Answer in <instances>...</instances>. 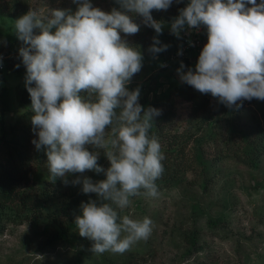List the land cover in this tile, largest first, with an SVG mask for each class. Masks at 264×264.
Wrapping results in <instances>:
<instances>
[{"label": "clouds", "instance_id": "clouds-1", "mask_svg": "<svg viewBox=\"0 0 264 264\" xmlns=\"http://www.w3.org/2000/svg\"><path fill=\"white\" fill-rule=\"evenodd\" d=\"M73 3L75 12L31 8L15 19L37 137L32 144L45 152L53 183L61 178L65 186L96 194L81 202L74 219L79 235L92 242L90 250L124 254L150 237L154 222L122 213L133 197H159L156 182L166 158L158 138L150 135L162 110L144 108L140 87H128L144 61L140 47L126 38L141 27L129 13L157 34L148 48L155 57L169 45L160 41L165 25L152 12L167 11L174 0H117L124 11L113 7L110 12L92 0ZM201 26L208 42L195 69L185 71L180 63L181 82L230 109L253 98L264 101V0H190L172 19L170 31L180 38L182 31ZM101 150L110 162L106 170L98 163ZM86 172L104 173L106 179L93 181Z\"/></svg>", "mask_w": 264, "mask_h": 264}, {"label": "rangeland", "instance_id": "rangeland-1", "mask_svg": "<svg viewBox=\"0 0 264 264\" xmlns=\"http://www.w3.org/2000/svg\"><path fill=\"white\" fill-rule=\"evenodd\" d=\"M8 1L0 0V5L3 6ZM21 1L25 4L26 11H21L19 16L13 18H0V29L8 39L2 43L0 50H12L19 54L23 45L14 34L15 19L31 8L44 9L45 12L48 8L59 7L73 12L78 8L73 0ZM189 2L190 0H182L178 4L174 0L176 8L171 11V15L178 16L179 9L186 7ZM92 3L94 7L104 11L110 12L113 7L124 11L117 0H92ZM164 12L161 10L160 18L156 19L163 21L165 25L159 39L162 44L169 43L175 49L190 30L182 31L180 38H177L170 31L171 22L162 19ZM153 13L154 11L152 16H155ZM4 21L6 24H3ZM148 28L153 36L157 35L154 29ZM136 41L133 38L131 44ZM140 49L144 56L143 68L131 82L134 89L138 86L141 89L139 102L146 101L142 105L144 108L151 106L153 102L155 106L152 104V107L162 110L156 123V126L159 123L164 126V136L159 140L161 150L169 151L167 156L175 158L176 162L179 161L178 154L171 153L170 150L184 149L186 154L181 166L184 171L181 182L169 187H158L160 195L157 198H148L143 194L131 198V206L122 213L131 215L133 219L145 216L151 218L154 225L150 237L137 242L124 254L105 252L95 255L90 250L92 242L79 233L74 245L48 249L46 238L37 233L31 223L11 224L0 233V264H58L82 253L81 256L87 261L95 260L99 263L103 257L110 259L122 255L126 259L133 255L129 264H264V154L257 166L250 165L247 157L250 145L243 138L245 131L251 134L252 139L263 141L264 136L256 135L255 128L259 124L260 127L264 126V101L255 98L245 100L240 107L225 112L216 105L217 99L210 95V103L202 114L194 113L190 102L186 100L176 98L170 104V93L182 84L177 73L179 63L174 64L175 61L170 60L172 52L168 53L165 62L156 63V57L148 52V48L141 46ZM161 64L166 66L161 67ZM18 69L20 72L6 71V79L0 80V94L4 87L8 88L5 97L10 108L6 110L7 126L4 129L8 137H11L12 125H21L19 131L22 132L30 124V120H23L22 115L27 108H31V103L23 105L20 102L21 91L25 87L26 68L23 65ZM4 130L0 122V135ZM29 132L32 135L30 146L34 149L32 140L37 137L32 129ZM230 136L235 137L232 142L228 141ZM199 152L204 154L203 163L197 159ZM102 155L101 150L100 157ZM204 163H207L208 169ZM32 169L27 186L48 188L51 192L58 187L52 193V201L47 204L59 206L75 189L81 188L80 185L74 186L71 183L65 186L61 178L52 183L47 159L33 164ZM76 175L69 176V181L75 179ZM84 175L90 176L93 181L99 178V174L95 172H86ZM210 216L226 218L227 227L218 232L210 230L206 226ZM196 225L201 227L204 248L191 258L186 256L188 243L184 233Z\"/></svg>", "mask_w": 264, "mask_h": 264}, {"label": "trees", "instance_id": "trees-1", "mask_svg": "<svg viewBox=\"0 0 264 264\" xmlns=\"http://www.w3.org/2000/svg\"><path fill=\"white\" fill-rule=\"evenodd\" d=\"M21 3H20V2ZM257 3L259 1L257 0ZM23 4V5H22ZM20 5V6H19ZM251 6V5H249ZM25 4L21 0H9L3 6L0 5V18L15 17L19 16L21 11H26ZM175 5L172 6L162 14V19L168 22H171L176 15H171V11H174ZM153 18H160V11L153 10ZM133 15L135 22L141 25L140 31L133 35L129 36V42L137 40L132 45L139 46L141 48H149L152 44L153 34L151 29L143 24V18L139 15ZM3 24H6L4 21ZM123 37V33H121ZM8 40L5 38L4 34L0 29V48L3 47L2 43ZM169 45V43L167 44ZM181 43L174 49L173 46L169 45V48L161 53L156 54V63L165 62L169 52H172L170 60L175 61L174 64L180 65L182 62L179 59H175L173 54L182 47ZM143 49V48H142ZM3 50H0L2 52ZM13 53V56L8 57L3 61L5 64V69L0 70V80H5V72L8 70L19 71V67L23 66L22 57L15 51H8L7 53ZM164 57V58H163ZM180 60V61H179ZM187 61V59H186ZM16 65H19L17 68ZM3 77V78H2ZM129 90H134L132 83L128 85ZM8 92V88L1 91V108H0V122L3 130L6 128V110L10 108V104L7 103L5 95ZM209 94H202L199 91L195 90L193 87L182 83L172 91L168 97V100L171 101L170 104L174 103L176 98L180 100H186L190 102V106L194 113H201L207 109L209 105ZM20 102L23 105L31 103L30 94L27 91L26 86L21 91ZM146 101H141L140 104H145ZM156 102H159L156 100ZM153 102L151 103V106ZM162 103H160L161 105ZM216 105L224 109L225 112L234 110L233 108H228L225 105L216 101ZM155 106V105H154ZM157 108V107H156ZM202 114V113H201ZM32 113L29 108L26 109L22 115L23 120H30V124L25 126L22 132L19 131L20 127L17 125H12L11 137L7 136L6 131H3V134L0 135V233H3L7 227L11 224H21L24 222H29L33 227L37 229V233L46 238L48 243V249H55L61 245H74L75 241L78 240V230L74 224L75 215L79 214V206L81 202H86L90 198L96 199V194H84L81 191V188L75 189L74 193L67 196L64 202L61 205H50L47 202L52 201V193L58 190V187H55L51 192L48 188H35L32 185L27 186L31 179L32 166L35 163H42L43 160L47 159V156L43 150L37 151L30 146V140L32 135L29 132L32 129L31 117ZM159 121L157 117L155 123L153 124L152 129L150 130V135H154L160 140L164 136V126L162 124L156 123ZM162 129V130H160ZM262 129V131H261ZM264 126L260 127V124L255 128L256 135L259 137L264 136ZM251 134L248 132H243V138L246 144H249L250 150L247 151V157L249 158V164L253 167L257 166L260 161V157L264 154V139L262 142L252 139ZM234 136H230L228 141L232 142ZM165 155V160L162 161L164 165V173L162 177L156 182L158 187H169L176 185L181 182L184 171L181 166L185 162L184 149L179 150H170L171 153H175L179 157V161L176 162L175 158H170L167 155L169 151H162ZM200 153V152H199ZM201 162H205L204 154H198V158ZM181 160V161H180ZM98 163L106 170L110 167V162L103 154ZM208 169L207 163H204ZM106 179L104 173L99 174L98 180ZM59 183V181H57ZM53 183V182H52ZM206 183L204 182L203 185ZM196 210V209H195ZM207 227L212 230L220 231L223 228H226V218L223 217H212L210 216L206 223ZM213 230V231H214ZM201 227L195 226L190 231L184 233V237L187 240L188 248L187 255L189 257H194L193 254H199L203 251V243L201 242ZM83 255V253L81 254ZM79 254L73 255L72 258L68 260H63L58 264H129L133 255L128 256L124 259V256L118 255L116 257H111L110 259L103 257L102 261L99 263L95 260L87 261L83 256ZM113 258V259H112Z\"/></svg>", "mask_w": 264, "mask_h": 264}, {"label": "built area", "instance_id": "built-area-1", "mask_svg": "<svg viewBox=\"0 0 264 264\" xmlns=\"http://www.w3.org/2000/svg\"><path fill=\"white\" fill-rule=\"evenodd\" d=\"M207 42L208 37L206 27L201 26L199 30L190 29L189 33L186 35V37H184L182 41V47L173 54V57L175 59L180 58V60L186 65V70L188 67L195 69V65L198 62L199 55ZM181 50L182 55L178 54L181 52ZM11 56H13V53H7L6 51L0 52V58H2V60H0V70L5 69V64L3 63V61Z\"/></svg>", "mask_w": 264, "mask_h": 264}]
</instances>
